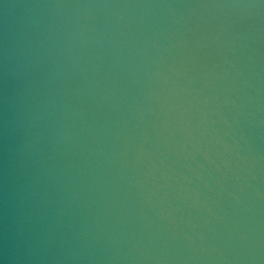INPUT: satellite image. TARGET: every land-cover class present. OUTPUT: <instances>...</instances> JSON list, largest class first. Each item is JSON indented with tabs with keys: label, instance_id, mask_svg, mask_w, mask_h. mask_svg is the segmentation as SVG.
Returning a JSON list of instances; mask_svg holds the SVG:
<instances>
[{
	"label": "water",
	"instance_id": "water-1",
	"mask_svg": "<svg viewBox=\"0 0 264 264\" xmlns=\"http://www.w3.org/2000/svg\"><path fill=\"white\" fill-rule=\"evenodd\" d=\"M0 264H264V0H0Z\"/></svg>",
	"mask_w": 264,
	"mask_h": 264
}]
</instances>
